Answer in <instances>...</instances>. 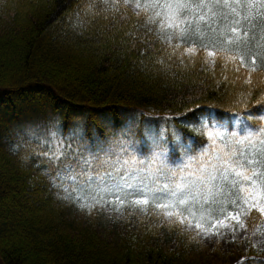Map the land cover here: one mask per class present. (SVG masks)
Masks as SVG:
<instances>
[{
  "label": "snow or ice",
  "instance_id": "obj_1",
  "mask_svg": "<svg viewBox=\"0 0 264 264\" xmlns=\"http://www.w3.org/2000/svg\"><path fill=\"white\" fill-rule=\"evenodd\" d=\"M74 15L80 35L99 28L141 71L167 74L176 64L195 74L199 63L215 81L219 60L234 75L218 88L240 79L251 86L254 74H264V0H83ZM185 107L180 122L191 136L135 122H102L101 131L50 118L20 127L9 150L42 174L57 199L89 216H155L234 242L254 214L264 220V117L254 125L253 112L233 113L238 126L230 128L198 99Z\"/></svg>",
  "mask_w": 264,
  "mask_h": 264
},
{
  "label": "trees",
  "instance_id": "obj_2",
  "mask_svg": "<svg viewBox=\"0 0 264 264\" xmlns=\"http://www.w3.org/2000/svg\"><path fill=\"white\" fill-rule=\"evenodd\" d=\"M82 2L0 0V264H187L182 249L167 253L161 243L185 247L190 236L179 226L158 227L154 216H134V230L110 247L97 234L108 226L105 214L93 211L75 236L74 206L57 199L42 174L10 152L9 144L21 124L45 122L49 114L67 126L75 124L73 113L89 114L87 123L77 124L103 131L102 122H135L191 136L180 118L193 99L230 128L238 126L232 114L245 110L256 114L249 121L255 125L264 117V74H254L251 86L240 79L218 88L216 81L234 75L219 60L215 81L199 63L195 74L176 64L167 74L141 71L99 28L80 35L74 14ZM189 136L186 143L197 145ZM254 217L247 224L264 229V220ZM253 260L260 264L264 258L250 247L239 264Z\"/></svg>",
  "mask_w": 264,
  "mask_h": 264
},
{
  "label": "rangeland",
  "instance_id": "obj_3",
  "mask_svg": "<svg viewBox=\"0 0 264 264\" xmlns=\"http://www.w3.org/2000/svg\"><path fill=\"white\" fill-rule=\"evenodd\" d=\"M48 116L50 119L51 115L49 114ZM71 116L75 124L87 123L89 121V114L76 116V114L73 113ZM25 119L26 118H23V120ZM36 121L37 120L25 121L20 127L24 125H31ZM38 123L43 122L38 120ZM73 209V216L70 222L72 223L74 229L71 232L76 236L78 234L77 229H79V227L85 228L88 224V220L86 213L79 211L75 206ZM105 217L108 222V226L106 229L100 228L97 231V234L100 240L107 246L111 247L115 245L121 235L126 236L132 231V229L134 230V216H127L126 218H122L120 220H116L106 214ZM155 222L158 227L168 225H161V221L156 217ZM247 229V233L237 231L235 241L232 242L228 236L204 239L195 231V229L190 231L185 228L182 229L183 233L190 236V239L187 241L185 247L181 246V243L178 241H175L170 245L162 242L161 246L167 253L178 252L182 249V251H184L183 255L185 256L187 264H238L250 247L257 249V251H259L264 258V243H262V241H264V229H261L259 226L254 224H247ZM242 235L246 238L242 239Z\"/></svg>",
  "mask_w": 264,
  "mask_h": 264
}]
</instances>
